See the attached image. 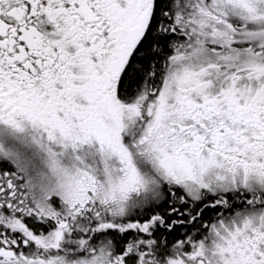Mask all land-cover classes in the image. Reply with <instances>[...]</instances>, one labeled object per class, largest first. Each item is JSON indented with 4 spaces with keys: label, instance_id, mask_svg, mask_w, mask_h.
Listing matches in <instances>:
<instances>
[{
    "label": "snow or ice",
    "instance_id": "obj_1",
    "mask_svg": "<svg viewBox=\"0 0 264 264\" xmlns=\"http://www.w3.org/2000/svg\"><path fill=\"white\" fill-rule=\"evenodd\" d=\"M0 264H264V0H0Z\"/></svg>",
    "mask_w": 264,
    "mask_h": 264
}]
</instances>
